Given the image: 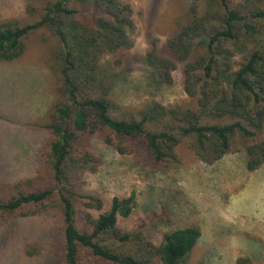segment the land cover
<instances>
[{
    "label": "trees",
    "instance_id": "1",
    "mask_svg": "<svg viewBox=\"0 0 264 264\" xmlns=\"http://www.w3.org/2000/svg\"><path fill=\"white\" fill-rule=\"evenodd\" d=\"M25 9L27 22H0V61L20 58L30 34L44 31L56 85L35 125L51 137L34 175L0 183V228L47 212L60 223L62 264H184L200 226L158 239L140 221L125 226L120 218L132 214L134 194L107 203L87 187L86 176L101 164L93 143L161 171L180 164L182 144L205 163L243 149L249 171L264 165V0H191L176 32L165 40L151 37L141 57L159 85H172L180 69L189 101L138 107L110 93L117 79L110 69L124 68L134 53L132 2L31 0ZM25 250L33 256L40 246L28 243ZM235 264H264V252Z\"/></svg>",
    "mask_w": 264,
    "mask_h": 264
},
{
    "label": "rangeland",
    "instance_id": "2",
    "mask_svg": "<svg viewBox=\"0 0 264 264\" xmlns=\"http://www.w3.org/2000/svg\"><path fill=\"white\" fill-rule=\"evenodd\" d=\"M28 1L0 0V22H27ZM129 1L135 9L130 32L134 53L124 68L110 69L117 78L112 97L129 107L153 100L167 105L189 101L180 69L172 85H159L141 57L151 37L165 40L176 32L188 18L191 0ZM43 36V30L30 34L20 58L0 61V183L34 175L39 154L50 141V132L35 125L51 104L56 85L46 62L51 48ZM236 60L240 62L239 56ZM93 149L101 164L86 176L87 187L107 203L115 195L135 196L130 217L120 218L125 226L140 221L153 239L189 224L200 226L202 235L184 264H235L242 255L259 258L264 252V165L249 171L245 150L210 164L182 144L180 164L161 171L99 140ZM59 232L60 223L47 212L12 219L0 228V264H62ZM28 243L38 244L40 252L28 255Z\"/></svg>",
    "mask_w": 264,
    "mask_h": 264
}]
</instances>
